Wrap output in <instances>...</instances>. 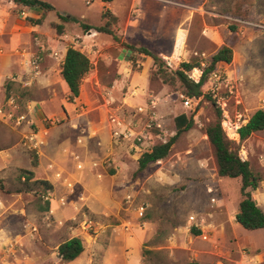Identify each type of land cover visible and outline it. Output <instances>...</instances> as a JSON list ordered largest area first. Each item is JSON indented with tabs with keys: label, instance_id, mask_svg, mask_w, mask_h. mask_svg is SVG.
Returning a JSON list of instances; mask_svg holds the SVG:
<instances>
[{
	"label": "rangeland",
	"instance_id": "1",
	"mask_svg": "<svg viewBox=\"0 0 264 264\" xmlns=\"http://www.w3.org/2000/svg\"><path fill=\"white\" fill-rule=\"evenodd\" d=\"M43 1L56 11L32 9L24 18L20 5L0 0L4 207L33 214L27 220L41 229L47 252L57 253L58 245L80 237L85 249L75 264H264V230L235 228L232 218L242 200L241 179L218 176L206 135L219 110L208 93L209 78L203 96L188 108L180 83L172 87L153 79V59L127 48L148 49L175 73L183 63L200 65L195 69L203 72L221 48L229 47L232 62L215 70L238 86L241 104L232 103L229 116L242 127L264 110V0ZM105 9L117 19L118 42L81 25H104ZM58 14L79 23H63ZM58 25L63 26L61 34ZM69 47L92 63L75 101L61 75ZM39 54L34 67L32 59ZM152 100L167 142L177 134L179 115L191 118L193 127L177 138L167 158L139 172L141 155L162 144L153 138L147 151L136 149V132L147 124L139 109ZM21 116L25 122H19ZM120 130L126 136H116ZM229 142L231 150L249 154L251 169L260 178L253 194L264 197V131ZM35 157L37 167L32 166ZM19 169L33 171L34 180L49 181L53 191L43 196L39 186L32 193H16ZM209 187L218 189L215 204ZM192 215L212 225L207 241L194 234ZM4 220L9 225L12 217ZM242 239L258 248H239L236 240ZM242 255L246 263L239 261Z\"/></svg>",
	"mask_w": 264,
	"mask_h": 264
},
{
	"label": "trees",
	"instance_id": "2",
	"mask_svg": "<svg viewBox=\"0 0 264 264\" xmlns=\"http://www.w3.org/2000/svg\"><path fill=\"white\" fill-rule=\"evenodd\" d=\"M20 6H25L31 9H40L44 13L54 12V5L43 0H10ZM103 3H111L114 0H101ZM59 19L63 23H79V21L71 16L58 14ZM105 24L98 27H89L81 24L84 28L95 30L98 33H104L112 36L115 41H119L115 31L117 19L105 9L102 14ZM36 26L42 24L41 20H31ZM58 33H63V26H57ZM129 50L136 53H141L150 56L154 61L155 69L152 72L153 79H160L165 84L174 87L180 83L183 87L184 94L190 98H198L203 96L202 88L208 80L210 74L217 68L219 64H230L233 59V51L229 47L221 48L213 57L212 62L203 69L202 77L198 83H195L189 73L196 67H201L194 63H183L181 68L175 73L168 71L165 63L148 49L139 48L130 45ZM92 70L90 59L81 51L69 47L64 57L61 75L65 81L71 101H75L80 97L81 86L87 75ZM10 88V87H9ZM9 96V94H8ZM222 113L218 110L217 120L209 124L206 128V135L210 144L213 146L218 165V176L220 178L241 179L240 193L242 200L239 204V212L236 215V222L245 230L256 231L264 230V211L257 205L253 199V192L259 188L260 178L255 175L251 169L249 162H242L236 151L231 150L230 142L225 136L221 127ZM177 134L168 143L158 145L152 148L151 151L145 152L139 158V172L145 170L150 164L156 163L167 158L170 150L177 138L185 131L193 127V121L186 114H181L175 118ZM264 131V110H257L250 118L247 124L239 129L241 140H246L254 133ZM33 167L38 166V159L35 157L32 162ZM113 173V172H112ZM17 181L20 187L16 189V193H32L37 187L43 188V196L53 191V185L49 181L34 180V172L26 169L18 170ZM45 210L49 211V202L46 203ZM194 234H200V231L193 229ZM84 242L80 237L71 238L61 243L57 249L60 264L70 263L79 258L84 252Z\"/></svg>",
	"mask_w": 264,
	"mask_h": 264
},
{
	"label": "built area",
	"instance_id": "3",
	"mask_svg": "<svg viewBox=\"0 0 264 264\" xmlns=\"http://www.w3.org/2000/svg\"><path fill=\"white\" fill-rule=\"evenodd\" d=\"M21 15L24 16V18H28V12L31 10V8L21 6ZM41 61L40 54L37 55L32 59V65L34 67H37L38 63ZM189 77L195 82L198 83L202 77V72L198 69H194ZM209 81L211 85L209 86L208 93L211 96V99L214 103V105L221 111L222 113V120H221V127L225 133V136L230 141H241L239 129L241 128L240 122L233 121L229 116V111L231 108L232 103H235V105H240V95H239V89L236 84H234L233 80L230 78L229 75L226 73H223L220 70H214L210 76ZM185 99V105L186 107L190 108L193 103L196 101L195 98L190 97H184ZM156 103L155 101H150L145 105V107H141L139 111L141 113H144L147 118V124L145 125V129L141 132H136L135 135V143H136V149L141 151V149H149V141L153 138H157L161 140L162 144L168 143L167 140L163 139L162 134L165 132V128L163 127V124L159 121L158 115L155 111ZM26 119L24 116L19 117V122H25ZM118 124L121 125V122ZM158 132V133H157ZM116 136L125 135L126 136V130L121 131L120 133L116 131ZM161 144V145H162ZM142 147V148H141ZM240 160L242 162H248L249 161V154L247 151L242 150L238 154ZM262 159H264V155H262ZM78 168H82V165L79 164ZM59 176V175H58ZM209 194H211L213 197L211 199L212 203H217L218 199L214 196L216 193H218V189L216 187H209L208 188ZM189 223L192 226V229H197L200 231V235L203 238V240H208L210 238V233L212 232V225L205 223L204 219H199L197 216L192 215L189 217Z\"/></svg>",
	"mask_w": 264,
	"mask_h": 264
},
{
	"label": "crops",
	"instance_id": "4",
	"mask_svg": "<svg viewBox=\"0 0 264 264\" xmlns=\"http://www.w3.org/2000/svg\"><path fill=\"white\" fill-rule=\"evenodd\" d=\"M30 11H32V9ZM24 26V24H20L17 27L23 29ZM16 39L18 40V38ZM13 41H15V39ZM261 194L262 193L253 194V199L256 201L257 205L264 211V197ZM3 195L4 194L0 189V221H2L3 218V224L0 225V264H51L53 262H59L60 259L58 258V254L56 252L52 253L46 251L48 247H46L42 239L41 229L27 220L28 218H31L33 214L26 210H11L5 208L4 204L2 203ZM240 202L241 200L237 203L233 213L230 212L233 214L232 218L235 220V228H237V226L239 225L236 222V215L239 212ZM224 211L225 210L222 209V213H224ZM9 216L12 217V221L9 223V225H6V220L4 219ZM236 241L238 247L240 246L239 248H241V244H248L252 248H258L255 247L252 243L248 241L246 242L243 239L242 242H240L239 240ZM5 245L6 247L4 249ZM58 247L59 245L57 246V248ZM79 258L67 264H75V262H77ZM239 261L243 263L247 262L244 255H242Z\"/></svg>",
	"mask_w": 264,
	"mask_h": 264
}]
</instances>
